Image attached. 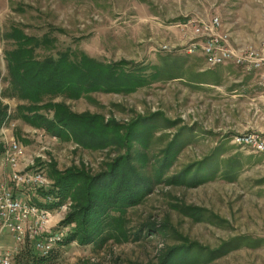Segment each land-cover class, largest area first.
<instances>
[{
	"label": "rangeland",
	"instance_id": "374dc122",
	"mask_svg": "<svg viewBox=\"0 0 264 264\" xmlns=\"http://www.w3.org/2000/svg\"><path fill=\"white\" fill-rule=\"evenodd\" d=\"M214 15L236 46L264 39V0H0V102L10 113L0 140L21 145V166L32 162L53 182V164L60 171L83 166L97 172L128 154L153 178L152 191L124 214L128 240L81 244L64 243V237L49 264H157L167 248L183 243L194 247L184 257L187 264H264V155L232 141L264 128V74L232 64L208 68L199 49L187 52L197 40L194 24ZM16 31L42 42L22 44ZM17 46H32L39 60L83 52L143 76L134 88L53 98L76 113L99 115L127 139H114L109 129L97 147L76 134L57 136L23 121L18 106L34 102L9 95L5 59ZM162 160L167 165L158 179ZM9 171L2 156L0 180ZM65 203L50 211L55 233L70 228L61 224L72 206L69 198ZM12 246L4 233L0 250ZM30 254L20 251L11 264H23Z\"/></svg>",
	"mask_w": 264,
	"mask_h": 264
},
{
	"label": "trees",
	"instance_id": "16d2710c",
	"mask_svg": "<svg viewBox=\"0 0 264 264\" xmlns=\"http://www.w3.org/2000/svg\"><path fill=\"white\" fill-rule=\"evenodd\" d=\"M14 37L16 40L21 38L22 44L33 40L36 44L42 42L25 36L20 31H16ZM33 50L32 46H17L5 54L8 87L11 90L9 95L34 102L28 106H18V115L23 121L32 126H41L57 136L76 134L79 140L97 147L107 139L109 129H113L111 135L114 139H127L117 132L116 127L104 125L99 115L76 113L64 102L53 101V98L60 94L77 98L98 89L134 88L143 84V76L122 70V62L105 64L83 52L76 55L77 52L74 54L66 50L57 56L39 60L32 57ZM1 92L0 88V96ZM44 97L50 99L43 103L41 101ZM8 109L7 104L0 102V129L10 117ZM43 109L51 112V115L41 112ZM170 146L171 144L165 149L166 154H170ZM5 148L6 145L0 140V158L4 156ZM166 162H160L156 178L159 179L162 175ZM37 169L43 171L41 168ZM49 177L53 179L52 187L35 191L32 198L37 206L48 212L62 205L66 199H71V210L61 221L63 226L70 227L63 239L64 243L77 240L81 244H102L106 239L119 237L128 240L124 214L129 207L141 203L152 191L153 185V178L134 166L128 154L112 159L106 168L97 172H89L83 166H72L60 171L53 164ZM183 180L185 181L184 178ZM188 182L194 180L186 181ZM48 195L52 197V201L46 200ZM139 234L140 231L136 235ZM26 249L31 254L27 255L23 264H49L52 251L40 256L32 247L23 250ZM193 249L191 243L170 246L160 254L157 264H187L184 257Z\"/></svg>",
	"mask_w": 264,
	"mask_h": 264
},
{
	"label": "built area",
	"instance_id": "2783aa9c",
	"mask_svg": "<svg viewBox=\"0 0 264 264\" xmlns=\"http://www.w3.org/2000/svg\"><path fill=\"white\" fill-rule=\"evenodd\" d=\"M220 27L217 15L196 22L193 32L197 40L189 44L187 52L199 49L208 68L232 64L264 74V39L258 44L236 46L230 34L221 31ZM261 104L264 106V96ZM232 141L264 155V128L238 133ZM21 155V145L15 139L9 140L3 158L10 171L6 178L0 180V238L4 233L8 234L13 246L10 250H0V264H11L14 255L26 247H32L40 256L48 255L68 232H53L52 214L35 204L32 198L35 192L26 191L30 188L34 191L48 190L53 182L41 170L34 169L32 162L21 166ZM46 200L52 201V197L48 195ZM65 207L66 203L59 208Z\"/></svg>",
	"mask_w": 264,
	"mask_h": 264
},
{
	"label": "crops",
	"instance_id": "0c3cea01",
	"mask_svg": "<svg viewBox=\"0 0 264 264\" xmlns=\"http://www.w3.org/2000/svg\"><path fill=\"white\" fill-rule=\"evenodd\" d=\"M262 126H264V124Z\"/></svg>",
	"mask_w": 264,
	"mask_h": 264
}]
</instances>
